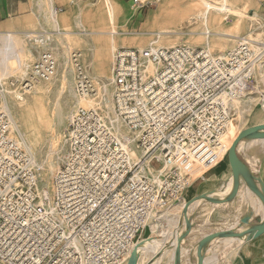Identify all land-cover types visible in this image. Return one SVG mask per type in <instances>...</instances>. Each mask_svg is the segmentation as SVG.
Masks as SVG:
<instances>
[{"label": "built area", "instance_id": "built-area-1", "mask_svg": "<svg viewBox=\"0 0 264 264\" xmlns=\"http://www.w3.org/2000/svg\"><path fill=\"white\" fill-rule=\"evenodd\" d=\"M70 59L76 94L87 98L96 85L80 54ZM258 61L248 37L221 55L187 44L116 49L113 109L142 155L134 158L97 106L77 107L63 133L65 160L52 199L44 198L48 205L37 193L33 157L12 135L0 84V264H126L146 224L160 220L218 162L231 118L223 97L247 92ZM54 68L52 54L43 52L29 76L9 86L27 92Z\"/></svg>", "mask_w": 264, "mask_h": 264}, {"label": "rangeland", "instance_id": "rangeland-1", "mask_svg": "<svg viewBox=\"0 0 264 264\" xmlns=\"http://www.w3.org/2000/svg\"><path fill=\"white\" fill-rule=\"evenodd\" d=\"M122 1L124 4L129 5V6H125L123 4L125 8L124 11H129L130 9L132 10L134 8V12L132 13L133 15L135 14V11L137 9L135 18H133L131 21H129L126 24L125 29L127 31H133V32L146 31L148 32V34L150 32L159 31L162 29V27H164V25L145 26L144 23L146 21V16L149 12H152L154 10H155L154 12H161V13L166 12L168 15H170L171 21L173 23L180 21L184 25L180 27L185 28V29L180 30L183 32L172 33L168 37L173 41V43L187 44L193 47H203L202 46L203 44H201L202 37L195 34L196 32H192L194 30L192 28H199L203 31L204 25L201 24L199 25L200 27H197L198 25H187V20H186V17H188V13H189L188 11L189 7L195 4L196 2H198V0L196 1H193V0H138V1L122 0ZM213 1L217 3H223L225 0H213ZM226 1L228 3L234 4L237 7H239V10L244 13V19L246 18V21L248 20V16H253L254 12H259L260 13L259 21H261L260 23L261 26L259 24H255L254 27H251L249 25L248 26L244 25L242 26L241 29L236 30L235 25H234L235 24L234 17L231 15V13H229L228 15H226L224 23L222 25L215 26L210 23V27L213 28L211 32L232 33V34L240 35V36H243L249 33L248 37L252 40V44H254V46L258 45L261 41L264 42V0H226ZM102 2H103L102 0H54V6H55L56 11L58 12L59 19L61 20V22L63 23V25L65 26L67 30H71L74 32H79L81 30V29L74 27L73 20H72L73 15L75 14L76 11H78L80 14V20L86 26L87 30L98 31V33L87 35L85 37H81L79 35H71V36L65 37L67 39V45H69L70 47L66 54L69 57V55H71L72 52L80 53L79 52L80 45H95L96 48L93 54H90V52H87L88 57L90 58L92 56V58L94 59L95 72L99 75L103 74L104 76H106V78L109 79L111 78V65L109 63L111 59L110 58L111 55L108 51L109 35L106 33V31L110 27V18L108 17V13L104 12L105 10L101 11L103 12V14L100 15L99 19L97 18V20H99L100 23L96 22V18L94 16V10L97 9V7H99ZM134 5H136V7ZM18 15L19 16L10 17L9 20L6 22L8 23V25L6 26L8 30H14V29L24 30V31L26 30H37V31L47 30V28L42 27L45 25V23L43 19L38 16L37 1L27 0L26 8L24 9V11H22ZM115 21H117V14L115 17ZM252 22H254V20H252ZM252 22L250 25H252ZM184 23H186V25ZM196 23H197V20H196ZM14 25L17 28L14 27ZM253 28H256V30L251 31V29ZM197 33L201 34V32H197ZM201 35H203L204 41H205L204 34H201ZM8 36H9L8 38H2V39L0 38V76L2 75L3 77L1 78H4V80L6 79L4 83H5L6 91L8 92L6 93V101H7L8 109L13 119V125H16L19 129L18 135H14V133L12 135L19 142L20 146L24 150H26L28 153H30L31 150L29 149L30 146H29V142L26 136L27 130L25 127V125H27V122L22 117H20V115L16 112V106L18 105V102L15 100L13 92H18V90L15 89L14 87H12L13 88L12 89L11 86H9V84L12 80H15L17 81V83H19V81H21L20 80L21 78L23 77L26 78L27 76H29L32 65L38 59L40 54L45 51L40 46L39 42H34L33 40L29 41V38H27L26 36L22 38L17 37L16 40L11 35H8ZM126 36H131V37L123 38L122 44L124 46L122 47H134L135 48V46H133V44L130 43L132 39H143L147 41L148 39L152 38V36H149V35H147V37H142V38H134L132 35H126ZM212 40L214 41L212 42L213 45L211 44L212 46L208 50L211 51L213 54L221 55L225 53L226 51L230 50L231 47H235V45L239 42L240 38L238 37L222 38L217 35H212L210 37V41ZM157 42H158L157 39L153 40V42L151 41V43H157ZM191 42H194L195 44L191 45L192 44ZM6 43L8 45H6ZM33 45H35L36 48H33ZM161 45H165L164 37L161 41ZM215 45H228V46H225L223 48L216 50ZM259 46H261L260 49H262V47H264V44H259ZM161 47H165V46H161ZM50 48H54V46H51ZM118 48H120V46ZM52 50H55V49H52ZM81 59H82V56L80 55V60ZM262 60L264 61V57ZM71 64H70V67L73 68L74 70V76H73L74 85H73V80L72 82L69 81V84L67 82L62 85H52V88L56 90V92L55 93L51 92L47 96V106H45V104L43 103L44 101H42L38 103L37 105L34 104L33 107L30 108L31 110H34V112L36 113L42 110L43 111L47 110L48 113L53 114V113H56L60 109L61 105L64 104L63 103L64 101L66 102V104H68L71 107L72 112L75 110V107L73 105L74 96H72L74 91H76L75 90V69H74L73 64L72 66ZM56 68H55V71H56ZM93 82L96 86H98L97 85L98 81H93ZM106 82H108L107 79H106ZM69 89L71 90L70 93H69ZM262 93H264V85L262 84L260 80L257 83L255 79V74H254L253 80L250 81L249 89L247 90L246 96L240 100H243L244 98H247V97H256V100L254 102L252 101L251 109L247 113H244L241 119L235 114L234 111L233 113L231 112V114H233L232 115L233 120L231 122V127L229 129L230 132L227 133L224 139V142L226 144L227 142H229L228 138H230V136L233 137L234 134L236 132L238 133L241 129L252 126L254 124H259L261 122H264V108L262 107L261 101H260V99L262 98L261 96ZM27 94L28 92L24 93V95H27ZM65 129L66 127H63L62 130H60L61 131L60 137L56 141L54 150L51 152V158L56 165L55 171L50 173L46 165L44 164V161L46 160V157H47V152L51 150L49 148H51L50 146L52 145L50 141H45L47 132H43L38 137L39 143L42 144V149H43L41 154L34 153L33 149H32V152L30 153L31 156L33 157V167L36 173L37 186H38L39 191H42V189L46 187V190H49V193L52 189V194H53L54 175L58 171V169L63 165L64 160H65V150L63 147V133L65 132ZM248 148L245 151H240L239 152L240 155L241 156L243 154L245 155L248 152ZM227 151L225 152L223 156H220L218 162H216L212 166L213 169L214 167H216L217 170L218 169L221 170L220 176H218L217 178H213V176L211 177L210 174L212 171H210L209 169L206 173H204L200 177L192 180L189 183L187 188L190 189L192 186L195 185L194 189H195V193L197 194L201 191L200 190L201 186L205 182H210L212 184H220L223 181L226 182L231 174V169L229 168L226 162V159H225V157L227 156ZM151 165L154 168H158L160 166V163L158 160H152ZM205 177L211 180L202 181V179ZM208 202L209 201L207 200L200 202V206H199L200 213L196 215V220H199V221L198 223L196 221V227H194L195 228L194 232L196 231L198 233H205L213 229L237 230L238 228L242 226V225L236 224L237 220L243 217L247 211L246 208L248 204L246 202L245 197L242 194L236 196L235 200L232 203L227 204L225 206V211H223V209L221 208L219 211L214 212L212 209L208 208V207H211ZM224 217L226 218L225 222L223 221ZM156 222L159 223L162 221L160 219ZM149 233L152 235L157 234V232L151 233L145 230V232L141 235V239L144 237L147 238V235ZM142 251H147V250L142 249ZM143 257H144V254H142V258Z\"/></svg>", "mask_w": 264, "mask_h": 264}, {"label": "bare ground", "instance_id": "bare-ground-1", "mask_svg": "<svg viewBox=\"0 0 264 264\" xmlns=\"http://www.w3.org/2000/svg\"><path fill=\"white\" fill-rule=\"evenodd\" d=\"M102 1L103 2L100 4V7H101L102 11L105 10L104 12L108 13V17L110 18V27H109L110 31H108L107 34L109 35V39H110L111 60L113 57V61H114V53H115L116 49L118 48V47H116V45H117L116 41H115L116 36H118V35L138 36L137 34H141V33L126 32V31L118 32L116 30L117 21H115L117 9H118L116 0H102ZM193 1H196V0H193ZM134 6L136 7V5H134ZM131 11L132 12L130 13V15H132V13L134 12V8ZM188 11H189L188 17H186L187 25H198L197 27H200L199 25H201V24L204 25V30L201 31V34H204V36H205V44L207 45V49H209L213 45L212 42H214V41L213 40L210 41V37L212 35H217V36L222 37V38H224V37L225 38H227V37L228 38L229 37H238V38H240V40L243 37H248L249 33H247L246 35L240 36V35H235L232 33L211 32V30L213 28L210 27V23L215 25V26L222 25L224 23L226 15H228L229 13H231V15L234 17V20H235L234 25H235L236 30L241 29L242 26H244V25H246V26L249 25L251 27H254L255 24H259L261 26V24H260L261 21H259V16H260L259 12H254L253 16H248V20L246 21V18L244 19V13L239 10V7H237L234 4L228 3L226 0L223 3H217V2H214L213 0H198V2H196L195 4H193L189 7ZM127 12H129V11H124V13H127ZM101 14H103V12H101ZM128 17H130V16H128ZM151 17L152 16H149V19H151ZM196 20H197L198 24L196 23ZM252 20H254V22H252ZM251 22H252V25H250ZM255 30H256V28L251 29V31H255ZM251 31H249V32H251ZM161 34H167V33H158L157 38H156L157 41H158V38L160 37ZM26 35H27V38H29V41L33 40L34 42H39V44L42 48L44 46H46L50 41V36L48 33H30V34H26ZM250 43H251V47L254 49L255 54H257L258 58H259V61L257 62L256 67L254 69L255 79H256L257 83L260 80L262 82V84L264 85V63H263L264 61L262 60L264 57V47H262V49H260L261 46H259V44H264V42L261 41L258 45L254 46V44H252V40L250 39ZM56 44H60V45H54V48H50V49H43L45 52L52 54V56L55 60V68L57 67L56 71L54 68L55 73H53V75L49 79L37 80L36 83L37 82L38 83L37 84L35 83L36 84V85L34 84L35 87L33 86L34 88L27 91L28 92L27 95H24V93H26V92H21L20 90H18V92H13L15 100L18 102V105L16 106V112L20 115V117H22L27 122V125H25L26 130H27L26 136H27V139L29 142V146H30L29 149L31 150V152L33 149L34 153L41 154L43 149H42V144L39 143L38 137L43 132H47L46 133L47 136H46L45 141H50L52 143V145L50 146L51 148H49L51 150H49L47 152V157H46V160L44 161V164L46 165V167L50 173L55 171L56 165L51 158V152L54 150L56 141L60 137V132H61L60 130H62L63 127H67V124H68L70 117L75 112V110L78 106H82V107L97 106L99 109L102 110L105 122L117 132V134L123 139L124 143L128 144L129 150L131 151L134 158L136 160L139 159V157L142 155V152L136 148V145H135L136 135H135V133L132 132L114 113L113 100H112L113 88H112L111 78L108 79V78H106V76H103V78L100 80L93 78L89 74L88 69L84 65L83 62H82V64H83L85 74L91 80L98 81L97 82L98 86H96V92L94 94L88 96L87 98L82 99V98L78 97L76 94V91H74V93L76 95L74 93L72 95V96H74L73 105L75 107V110L73 112H72L71 107L68 104H66L65 101L63 102L64 104L61 105L60 109L57 112L55 111L56 113H53V114L48 113L47 110L46 111L42 110V111L36 113V112H34V110L30 109L31 107H33L34 104L37 105L38 103H40L42 101H44L43 103L45 104V106H47V96L51 92H53V93L56 92V90H54L52 88V85H62V84H65L67 82L69 84V81L72 82V80H73V85H74V77L72 74L73 68L71 69V67H70V64L72 62L70 60V55L68 57V55L66 54L68 52V49H66V47L64 45H62V42L60 40H57ZM173 45H175V44H173ZM57 46H63L64 52H63V60L62 61H60L59 53L56 51ZM161 46H163V45H155V43H150L147 46H144L142 48H137V49H139V50H143V49L154 50V49L161 47ZM170 46H172V45L165 46V47H170ZM203 47H205V46H203ZM52 49H55V50H52ZM79 54L82 56L81 52ZM113 61H112V64H113ZM56 64H57V66H56ZM112 64H111V66H112ZM71 66H72V64H71ZM149 71H150V73H154L155 67L150 66ZM56 73H57V75H56ZM73 73H74V70H73ZM1 77H3V76L2 75L0 76V84L5 86L4 82L6 79L4 80V78H1ZM23 78H25V77H23ZM23 78H21V79H23ZM106 79L108 82H106ZM69 87H70V85H69ZM70 92H71V90L69 89V93ZM6 93H8V92L6 91ZM246 94H247V92H244L242 94H236L234 96H229V97L224 96L223 97L225 103L230 108V111L232 113L234 111L235 114L240 119L242 118V115L244 113H247L251 109L252 101L254 102L256 100V97H247V98H244L243 100H240L243 97H245ZM260 101H261L262 107L264 108V99L261 98ZM4 106L8 108L7 101H6V104L4 103ZM232 115L233 114H231V118L229 120L227 132H226L225 136L227 135L228 132H230L229 129L231 127V122L233 120ZM243 129H245V128H243ZM243 129H241V130H243ZM18 130H19L18 127L16 125H13L14 135H18ZM240 131L235 135V137H234L233 141L231 142L229 148L232 146L234 140L236 139V137L240 133ZM224 139H225V137H224ZM231 140H232V136H230V138H228L229 142ZM229 142H227V144ZM252 142H254V141H252ZM248 143H249L248 141H246L245 139H242L237 146V151L238 152L242 151V150H240L239 147L241 145H246ZM227 144H226L224 150L227 148ZM229 148H228V150H229ZM227 161H228V151H227ZM228 165H229V161H228ZM229 168H230V165H229ZM147 171L150 173L153 170L151 167L148 166ZM232 183H233L232 174H230V185H229V187L227 189H223V186L226 184V182H225L221 188V191L224 192L225 194L221 195V196H216V198L226 197V195H228V193H230V191L232 189ZM241 185H244V187L246 188V199L249 198V203H251L253 206L256 205V196L248 190V188L245 186V184L243 182H241L240 186ZM36 189H37L38 195L40 196V201L42 203L48 205V202L45 203L44 198L49 197L50 199H52V189H51L50 193H49V190H46V187H44L42 189V191L38 190V186ZM213 193H214V191H212V192L206 191V192L199 193L197 195L208 194L209 196L213 197ZM197 201H200V202L206 201V199L200 198ZM182 205H183V199L180 198V200L177 201L175 204H173L170 208H168L169 207L168 206L166 209H164V211L160 214V219L164 218V220H166L167 223H171L170 219L172 217H168V213H170V212L175 213L177 207H180ZM182 210H183V207H182L181 212L177 218L175 228L177 227L178 221H179L180 217L182 216ZM154 222H156V221H149L146 224V228L147 227L153 228L155 225ZM248 227H249L248 225H246L245 227H240L238 231H243V230L247 229ZM173 234H174V236H173ZM157 235H160V234H157ZM171 236H173L171 241H172V243L175 244L176 238L178 236V232L176 229H174V232L172 233ZM151 238H152L151 241H148L145 238L144 239V245L138 247V251H140V257L138 260V264H145L146 261H148L147 258L151 253H152V255H151V257H152L157 251H159V249H161V247L164 245V244L162 245V242L166 241L170 238V231L164 236L161 235V239H156L154 237H151ZM229 238L230 239H225V241H228V240L233 241L235 239V238H231V237H229ZM239 240H243V239H239ZM154 243H156L157 245H156L155 249L152 250L151 247L154 245ZM133 248H134V246L130 249L129 254H131ZM142 249H145L147 251H142ZM173 252H174V250L172 248V251H171L169 257L172 256V258H173ZM142 254H144L143 258H142ZM165 255L167 256L168 253H166ZM162 257H164V256H160L158 258V261H160ZM169 257H167V258H169ZM145 259H147V260H145ZM172 264H173V262H172Z\"/></svg>", "mask_w": 264, "mask_h": 264}, {"label": "crops", "instance_id": "crops-1", "mask_svg": "<svg viewBox=\"0 0 264 264\" xmlns=\"http://www.w3.org/2000/svg\"><path fill=\"white\" fill-rule=\"evenodd\" d=\"M35 1H37L38 16L43 19V21L46 25V26L44 25L42 27L47 28V30H40V31H37V30H26V31H24V30H16V29L8 30L6 27L8 25V23H6V22L9 20L10 17L19 16L18 14L21 13L22 11H24V9L26 8L27 0H0V38L1 39L2 38H8L9 37L8 35H11L16 40L17 37L18 38H22L24 36L27 37L26 34H30V33H48V34H50L49 35L50 41L46 46L43 47V49H50L51 46L60 45V44H56L57 40H60L62 42V45H64L66 47V49L69 50L70 47H69V45H67V39L65 37L71 36V35H79L81 37H85L87 35H92L94 33H98V31L87 30L86 26L80 20V14L78 11L75 12V14L72 17V20H73L74 27L81 29V30L79 32L67 30L65 28V26L63 25V23L61 22V20L59 19L58 12L56 11L55 6H54V0H35ZM116 2H117V7H118L116 30L118 32H124V31L133 32V31H127L125 28H126V24L129 21H131L133 18H135L137 9L135 11V14L130 16V13L132 12L131 9L129 10V12L124 13L125 8L123 6V4H124L123 1L122 0H116ZM124 5L129 6L128 4H124ZM101 11H102V9L100 6L94 10V16L96 18L97 23H100L99 20H97V18L99 19L100 15H101ZM154 11L149 12L147 14L146 21H145L144 25L145 26L164 25V27H162V29L159 31L150 32L149 34L146 31L137 32V33H141V34H137L138 36H133L134 38L147 37V35L152 36V38L148 39L147 41H145L143 39H132L130 41V43H132L133 46H135V48H142L144 46H147L148 44L151 43V41L153 42V40H155L157 38L158 33H167V34H161L160 38L158 39V42L155 43V45H161V41H162L163 37H164V41H165V45H163V46H169V45L177 44V43H173V41L168 37L172 33H181L183 31H180V30L185 29V28L180 27L183 25L182 22L173 23L171 21L170 15H168L166 12L160 13V12H154ZM128 16H130V17H128ZM149 16H152L151 19H149ZM184 24L186 25V23H184ZM14 27H16V26L14 25ZM192 29H194L192 32H196L195 34L202 37L203 42L201 41V44H203L202 46H205L207 48V45L205 44L203 35L197 33V32H201L202 30L199 28H192ZM108 31H110V28L106 31V33H108ZM124 37H131V36H122V35L116 36V39H115L116 44H117L116 47L124 46L122 44ZM191 43H192L191 45L195 44L194 42H191ZM6 45H8V44L6 43ZM225 46H228V45H215V48L217 50V49L223 48ZM33 48H36V46L33 45ZM95 48H96L95 45H80L79 51L82 54V62L87 67L89 74L93 78L100 80L103 78L104 75L103 74L99 75L95 72L94 59L92 58V56L89 58L88 54H87V52H90V54H93ZM56 51L59 53L60 61H62L63 60V52H64L63 46H57ZM108 51L110 53V39L109 38H108ZM110 58H111V56H110ZM110 61H109V63L111 65L112 61H113V57H112V60L110 59ZM72 74L74 76L73 69H72ZM261 123H264V122H261ZM254 125H256V124H254ZM236 134H237V132L234 134V136ZM234 136L232 137V140H233ZM232 140L227 144V148L224 150V152L221 156H223L225 154V152L228 150ZM246 141H248V140H246ZM252 141H254V142H252ZM248 142H249L248 144L241 145L239 147L240 150H242V151H245L249 147L248 152L245 155L243 154L241 157H242L243 161L248 164L252 173L254 175H256L257 177H259L264 184V139L261 141L260 140H249ZM250 148H251V150H250ZM225 159H226V162L228 164L227 156L225 157ZM210 171H212L210 174L211 177L213 176V178H217L218 176H220L221 170H219V169L217 170L216 167H214V169L212 167L210 169ZM208 180H211V179H208L207 177L202 179V181H208ZM224 183H225V181L221 182L220 184H212L210 182H205L201 186V189H200L201 191L199 193L206 192V191H208V192L214 191L213 197L224 195L225 193L221 191V188L224 185ZM229 185H230V177L227 179L226 184L223 186V189H227L229 187ZM194 186H192L190 189L186 188L183 191L182 196H181V199H183V205L191 197L199 194V193H197V194L195 193ZM240 194H242L246 199V188L244 187V185L240 186L236 196H238ZM236 196L231 201H228L225 203L208 202L211 206L208 208L212 209L214 212L219 211L221 208L223 209V211H225V206L229 203H232L235 200ZM246 202L248 204V206L246 208L247 211L244 214V216L243 217L240 216L241 218L239 220H237V222H236L237 225H242L241 227H245L246 225H248V226L255 225L264 217L263 205L261 204V202H259L257 197H256V205H254V206L251 203H249V198L246 199ZM175 203H172L168 208H170ZM183 205L180 207H177L175 213H173V212L168 213V217H172L170 219L171 223H167V221L164 220V218H161L162 222H159V223L154 222L155 225L153 228L147 227L148 229L146 228V230L148 232H151V233L157 232V234H160V235H157V234L152 235L149 233L147 235V237H154L156 239H161V235L164 236L170 231V238L166 241H163L162 242V245H163V244H168L171 242V240L174 236V234H173V236H171L172 233L174 232V229L177 230L178 235L180 233H183L186 229L184 225L178 224L177 227L175 228L177 218L181 212ZM199 206H200V201H196L193 204H191L187 210V216L190 219L192 229H191V232L186 237H184L180 242V246H181L180 264H197L198 257L196 254V249H197L198 241L204 235H206L208 233L221 230V229H213V230H211L209 232H205V233H198L196 231L194 232V229H195L194 227H196V221H197V223L199 221V220H196V215H198L200 213ZM225 219L226 218L224 217L223 218L224 222H225ZM238 230H239V228L236 231H238ZM142 239H145V237ZM225 239H230V238L229 237L215 238L206 246V248L202 252L204 264H264V233H262L261 235H259L256 238H250V239L239 240V239L235 238L233 241H229V240L225 241ZM156 245L157 244L154 243V245L151 247L152 250L155 249ZM167 251L162 255L164 257H162L160 261L156 260L153 264H155L156 262H157L156 264H172V262H173L172 256L169 257L170 253L172 251V248H171V250L168 249ZM166 253H168L167 256L165 255ZM151 255H152V253L148 256L147 259H149L151 257ZM167 257H169V258H167ZM147 259H145V260H147Z\"/></svg>", "mask_w": 264, "mask_h": 264}, {"label": "water", "instance_id": "water-1", "mask_svg": "<svg viewBox=\"0 0 264 264\" xmlns=\"http://www.w3.org/2000/svg\"><path fill=\"white\" fill-rule=\"evenodd\" d=\"M263 140L264 139V123H259L256 125H252L246 127L241 130L234 140L232 146L228 150V161L232 174V189L228 195L224 198H216L211 197L208 194H200L192 197L183 206L182 216L180 217L178 224L185 226V231L180 233L176 238V243H172V241L168 244H164L159 251H157L145 264H153L160 256H162L168 249L173 248V264H180V251L181 240L186 237L192 229V225L190 219L187 216V210L191 204L199 200L200 198H204L212 203H225L231 201L238 193L241 182L245 184L248 190L253 193L261 202L264 208V184L262 180L254 175L249 168L248 164L243 161L240 153L237 151V146L239 142L242 140ZM264 233V217L255 225L249 226L247 229L243 231H236L233 229L219 230L208 233L204 235L197 243L196 254L198 257L197 264H204L202 252L206 248V246L215 238H224L231 237L236 239H250L256 238L259 235ZM148 241H151V237L146 238ZM144 245V239L137 242L132 249L131 254L129 255L126 264H138V260L140 257V251H138V247Z\"/></svg>", "mask_w": 264, "mask_h": 264}]
</instances>
